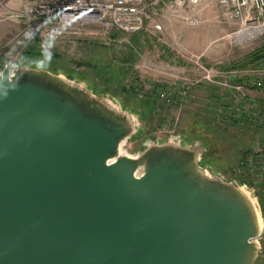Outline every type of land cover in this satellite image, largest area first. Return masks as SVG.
Here are the masks:
<instances>
[{
	"label": "water",
	"instance_id": "obj_1",
	"mask_svg": "<svg viewBox=\"0 0 264 264\" xmlns=\"http://www.w3.org/2000/svg\"><path fill=\"white\" fill-rule=\"evenodd\" d=\"M86 83L0 65V264H258L251 191L201 144L123 155L136 118Z\"/></svg>",
	"mask_w": 264,
	"mask_h": 264
},
{
	"label": "rangeland",
	"instance_id": "obj_2",
	"mask_svg": "<svg viewBox=\"0 0 264 264\" xmlns=\"http://www.w3.org/2000/svg\"><path fill=\"white\" fill-rule=\"evenodd\" d=\"M47 1L0 0L1 66L84 76L83 86L106 95L136 118L135 134L121 148L125 156L139 157L150 145L180 140L207 150L202 167L240 184L249 178L240 168L246 153L253 150L254 129L239 119L226 122L223 109L229 92L238 85L254 102L264 99L255 92L259 81L264 85V55L253 57L264 50V37L236 45L228 38L236 27L221 15L216 0H209L203 23L196 27L162 20L164 28L158 32L148 22L133 35L93 29L48 43L24 38L31 19L27 9ZM201 67L212 71L210 80ZM167 95L169 100L164 99ZM262 219L264 226L263 214ZM261 242L260 264H264Z\"/></svg>",
	"mask_w": 264,
	"mask_h": 264
},
{
	"label": "built area",
	"instance_id": "obj_3",
	"mask_svg": "<svg viewBox=\"0 0 264 264\" xmlns=\"http://www.w3.org/2000/svg\"><path fill=\"white\" fill-rule=\"evenodd\" d=\"M205 3L206 0H48L45 5L36 3L27 9L26 13L31 18L30 26L29 33L26 31L23 37L48 43L88 31L133 35L143 31L148 22H152L154 30L158 32L164 28L162 20L196 27L203 23ZM216 6L228 23L236 27L228 36L236 45H250L264 37V0H216ZM201 69L210 80L212 71ZM243 88L238 85L229 92L223 110L226 122L234 123L239 119L240 124L254 129L253 150L246 153L240 168L246 169L249 178L242 179L241 184L254 194L262 210L264 99L254 102L242 91ZM256 90L264 97L262 82L257 83ZM169 96H164V99L169 100ZM263 240L264 232L261 236Z\"/></svg>",
	"mask_w": 264,
	"mask_h": 264
},
{
	"label": "trees",
	"instance_id": "obj_4",
	"mask_svg": "<svg viewBox=\"0 0 264 264\" xmlns=\"http://www.w3.org/2000/svg\"><path fill=\"white\" fill-rule=\"evenodd\" d=\"M264 55V50H261V51H259V52H257L256 54H254L253 55V57L254 58H256V57H262ZM243 66V65H242ZM70 76H73L74 77V75H70ZM79 77H81V78H84L83 76H81V75H78ZM211 160L209 159V160H207V162H210ZM206 165V164H205ZM262 214H263V217H264V207H262Z\"/></svg>",
	"mask_w": 264,
	"mask_h": 264
},
{
	"label": "crops",
	"instance_id": "obj_5",
	"mask_svg": "<svg viewBox=\"0 0 264 264\" xmlns=\"http://www.w3.org/2000/svg\"><path fill=\"white\" fill-rule=\"evenodd\" d=\"M209 0H206V3L208 2ZM84 77V76H83ZM263 259V258H262ZM260 262H261V260L259 261V263L258 264H260Z\"/></svg>",
	"mask_w": 264,
	"mask_h": 264
},
{
	"label": "flooded vegetation",
	"instance_id": "obj_6",
	"mask_svg": "<svg viewBox=\"0 0 264 264\" xmlns=\"http://www.w3.org/2000/svg\"><path fill=\"white\" fill-rule=\"evenodd\" d=\"M211 161H213V160H211Z\"/></svg>",
	"mask_w": 264,
	"mask_h": 264
}]
</instances>
